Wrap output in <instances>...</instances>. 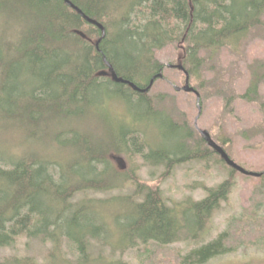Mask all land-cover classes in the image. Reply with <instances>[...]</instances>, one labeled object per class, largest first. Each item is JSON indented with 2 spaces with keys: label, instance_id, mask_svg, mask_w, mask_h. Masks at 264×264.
Masks as SVG:
<instances>
[{
  "label": "trees",
  "instance_id": "16d2710c",
  "mask_svg": "<svg viewBox=\"0 0 264 264\" xmlns=\"http://www.w3.org/2000/svg\"><path fill=\"white\" fill-rule=\"evenodd\" d=\"M70 1L105 27L100 51L101 29L64 0H0V18L17 14L12 36L0 41V247L21 237L50 244L41 258L14 254L0 264H131L124 258L131 249L143 251L139 264H206L264 240V171L243 215L204 242L232 179L207 188L200 200L170 205L159 186L112 163L113 153L132 146L147 163L167 167L161 180L172 166L217 152L188 147V130L177 147H152L135 136L142 130L135 121L165 114L150 91L116 82L104 59L145 88L164 68L156 51L175 43L178 64L194 74L206 55L236 49L264 25V0ZM258 91L256 79L243 97L253 100ZM114 102L132 113V123L113 112ZM164 119L161 126L184 129ZM129 183L133 193L92 194ZM180 241L202 242L183 254L172 246Z\"/></svg>",
  "mask_w": 264,
  "mask_h": 264
},
{
  "label": "rangeland",
  "instance_id": "374dc122",
  "mask_svg": "<svg viewBox=\"0 0 264 264\" xmlns=\"http://www.w3.org/2000/svg\"><path fill=\"white\" fill-rule=\"evenodd\" d=\"M8 11L9 13L0 18V41L4 37L10 38L11 29L17 25V19L14 17L17 14L14 11ZM180 54L181 50L175 43L156 51L157 59L164 64L161 71L163 77L154 82L149 94L153 97L156 108L165 114L164 117L181 124L184 129L179 130L171 125L170 127L161 126V123L166 121L161 116L153 120L135 121L134 123L142 129L135 136H139L142 140L144 138L152 147L157 145L177 147L180 144L181 135L188 130L192 131V136L186 139L188 147L211 149L201 138L195 127L196 122L200 129L208 130L212 138L223 146L241 167L250 172H263L264 25L251 29L236 49L223 47L217 54L206 55L199 71L190 75L191 86L196 88L201 96L200 114L196 95L175 89V86H184L186 79L182 70L169 67V65L178 64ZM256 79L259 81L257 95L253 97V100L243 97ZM114 103H112L113 112L119 117H124L126 122L132 123V113L128 110L126 112L122 103ZM111 116L114 120L116 119L114 115ZM105 123L108 124V122ZM20 138L18 136L15 138L14 146L21 144ZM0 139H3L1 135ZM149 145L145 148L146 150ZM126 148L124 153L111 155L112 163L120 169L119 163L113 156H121L126 167L120 170H134L135 174L142 177L148 184L159 186L170 205L179 204L188 198L200 200L208 194L207 188L217 187L224 180L232 179L231 193L214 212L209 224V232L202 239L204 242L213 239L224 230L232 217L243 215L246 207L250 205L254 187L262 180L257 176L232 171L231 167L215 152L209 153L204 159L188 160L172 166L168 170L169 174L160 180V176L167 173V167L164 164L147 163L141 155L133 151L132 146ZM134 189V184L129 183L121 189L92 194L106 198L120 193H133ZM202 241H180L173 243L172 246L185 254ZM49 246V243L40 239L21 237L12 246L0 247V261L14 254H31L41 258L46 254ZM141 251L128 250L124 258L131 264H139L142 262L139 257ZM206 264H264V240L241 246L236 251L213 258Z\"/></svg>",
  "mask_w": 264,
  "mask_h": 264
},
{
  "label": "water",
  "instance_id": "95a60500",
  "mask_svg": "<svg viewBox=\"0 0 264 264\" xmlns=\"http://www.w3.org/2000/svg\"><path fill=\"white\" fill-rule=\"evenodd\" d=\"M70 7H72L75 11H77L80 15H82L84 17L85 20H87L89 23L97 26L99 29H101V32H102V35L100 37V39H98V41L96 42L97 43V47L99 48V44L100 42L102 41V39L106 36V29L105 27L103 26V24H101L100 22L90 18L89 16H87L83 11L82 9H80L78 6H76L72 1L70 0H64ZM107 65H108V69H109V72L111 73V75L113 76V78L118 81V82H125L129 85H131L135 90L137 91H140V92H148L151 90L154 82L159 79V78H162L163 77V73H158L157 75H155L149 85L145 88H139L136 84H134L133 82L131 81H126L122 78H120L115 70H114V67L112 66V64L110 62L107 61L106 58H104ZM169 67H177L178 69L182 70L186 76V79H185V85L182 86V87H178V86H175V89L177 91H186V92H192L196 95L197 97V106H198V109H199V114L201 113V105H200V101H201V96H200V93L199 91L194 88L193 86H191L190 84V75L188 73V71L181 65V64H177V65H169ZM106 73V72H104ZM195 127L196 129L199 131L200 135H201V138L209 145V147L213 150H215L224 160L225 162L227 163L228 166H230L231 168L241 172V173H244L246 175H252V176H257V177H260L262 175V172H250V171H247L246 169H244L243 167H241L239 164H237L231 157L230 155L227 153V151L223 148V146H221L217 141H215L212 136H211V133L206 130V129H200L197 125V123L195 122ZM113 158L119 163V168L124 170L125 167H126V164L123 160V158L121 156H117V155H114Z\"/></svg>",
  "mask_w": 264,
  "mask_h": 264
},
{
  "label": "bare ground",
  "instance_id": "6f19581e",
  "mask_svg": "<svg viewBox=\"0 0 264 264\" xmlns=\"http://www.w3.org/2000/svg\"><path fill=\"white\" fill-rule=\"evenodd\" d=\"M120 1V0H119ZM124 1H126V0H124ZM131 1V0H130ZM124 4H126L125 2H124ZM127 5V4H126ZM125 10V9H124ZM139 18V17H138ZM106 37V36H105ZM104 37V38H105ZM103 38V39H104ZM100 39V38H99ZM102 39V40H103ZM96 46H97V43H96ZM100 46V45H99ZM97 49L100 51V49L97 47ZM106 58V57H105ZM107 59V58H106ZM3 60V59H2ZM115 70V69H114ZM115 72H116V70H115ZM110 73V72H109ZM111 74V73H110ZM116 74H117V72H116ZM118 75V74H117ZM119 76V75H118ZM113 77V76H112ZM120 78H122V79H124V80H126V81H130V80H128V79H126V78H124V77H122V76H119ZM114 79V78H113ZM115 80V79H114ZM116 81V80H115ZM41 82V81H40ZM116 82H118V81H116ZM39 83V82H38ZM119 83H125V82H119ZM114 94V93H113ZM115 95V94H114ZM113 96V95H112ZM93 108V107H92ZM90 112V111H89ZM136 118H138V117H136ZM118 138H119V136H118ZM111 141V140H110ZM57 143V142H56ZM58 144V143H57ZM71 146V145H70ZM78 157V156H77ZM41 160V159H40ZM4 179V178H3ZM2 183V182H1ZM5 183V182H4ZM7 185V184H6ZM13 188V187H12ZM12 191V190H11ZM262 197V196H261ZM32 200V199H31ZM4 204V203H3ZM192 234V233H191ZM205 244V243H204ZM170 254V253H169Z\"/></svg>",
  "mask_w": 264,
  "mask_h": 264
}]
</instances>
